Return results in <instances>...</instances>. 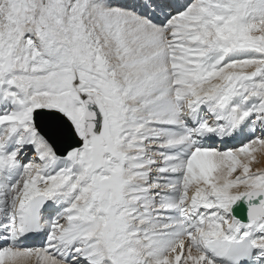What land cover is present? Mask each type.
<instances>
[{
  "label": "snow or ice",
  "instance_id": "6c2138e0",
  "mask_svg": "<svg viewBox=\"0 0 264 264\" xmlns=\"http://www.w3.org/2000/svg\"><path fill=\"white\" fill-rule=\"evenodd\" d=\"M0 264H264V0H0Z\"/></svg>",
  "mask_w": 264,
  "mask_h": 264
}]
</instances>
